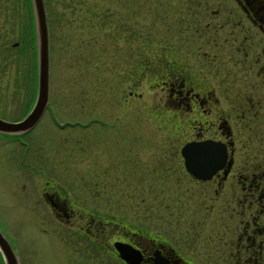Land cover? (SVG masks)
I'll return each instance as SVG.
<instances>
[{
  "label": "flooded vegetation",
  "instance_id": "af4514ba",
  "mask_svg": "<svg viewBox=\"0 0 264 264\" xmlns=\"http://www.w3.org/2000/svg\"><path fill=\"white\" fill-rule=\"evenodd\" d=\"M26 1L25 19L16 0H0V36L18 37L12 44L18 51L11 54L6 40L0 57L4 63L12 55L17 79L24 76L23 88H31L22 95L25 111L18 119L0 116L9 122L23 119L36 96L34 27ZM178 1L186 17L178 22V32L188 33L189 42L196 43L179 57L169 47L170 53L145 62L138 23L133 24L136 31L127 20L118 25L127 34L125 52L132 39L139 44L135 66L140 79L153 74L154 117L164 122L155 127L168 135L173 149L151 162L147 180L126 155L117 164L109 163L101 175L109 186L115 180L126 190L128 174L134 171L135 196L157 197L154 208L169 212L168 218L150 221L156 224L152 230L97 213L92 198L98 195L96 187L105 192L106 184L94 175L89 185L95 195L50 177L29 189L26 206L41 224L73 230L90 254L103 251L120 264L127 263L119 258L116 242L135 251L137 264H264V0ZM104 25L109 52L112 28ZM134 94L129 91L128 96ZM46 111L48 107L41 118ZM24 134L0 133V140L21 141ZM187 144H193L196 156L192 171L182 155ZM203 144L215 153L210 162L199 155L205 152Z\"/></svg>",
  "mask_w": 264,
  "mask_h": 264
},
{
  "label": "rangeland",
  "instance_id": "374dc122",
  "mask_svg": "<svg viewBox=\"0 0 264 264\" xmlns=\"http://www.w3.org/2000/svg\"><path fill=\"white\" fill-rule=\"evenodd\" d=\"M26 2L16 0L18 13L25 19ZM45 2L49 30V106L21 141L0 140V231L11 244L19 264H120L102 255L103 251L100 256L97 250L90 254L91 249L73 230L56 223L54 227L41 224L37 214L27 208L26 195L35 182L53 177L64 186L78 188L79 193L87 194L90 189L95 195L98 191L92 198L97 213L152 230L156 224L151 225L150 221H165L169 212L154 208L157 197L135 196L134 171L128 174L126 190L115 180L112 186L108 185L109 181L101 180L104 168L109 163L117 164L124 155L147 180L146 168L151 162L169 156L168 150L173 149L168 135L155 127L164 122L154 117L158 111L152 104L153 74L148 72L140 79L135 66L139 44L132 39L125 52L128 47L123 45V36L127 34L118 25L124 20L132 25L138 23L144 58L168 54L169 47L173 55H183L195 48L196 43L189 42L188 33L178 32V22L186 20L184 4L178 0ZM98 17L112 28L109 52H100V42L96 39H102L103 33L97 38V28L91 29ZM115 29L119 31L115 33ZM133 29L136 31L134 25ZM17 38L16 33L7 38L1 35L0 47L7 40L9 52L16 53L18 49L12 44ZM29 56L27 53L24 59ZM3 61L1 56L0 116L18 119L25 111L26 94L24 99L22 95L31 88L25 89V85L23 88L24 76L17 79L18 66L12 55ZM129 91L135 94L128 96ZM93 175L95 181L106 184L105 192L100 186L96 187L97 191L90 187L89 178ZM42 214L43 209L38 212L39 217Z\"/></svg>",
  "mask_w": 264,
  "mask_h": 264
},
{
  "label": "water",
  "instance_id": "95a60500",
  "mask_svg": "<svg viewBox=\"0 0 264 264\" xmlns=\"http://www.w3.org/2000/svg\"><path fill=\"white\" fill-rule=\"evenodd\" d=\"M34 27V49H35V101L30 112L20 121L9 122L0 118V133L6 135H21L31 130L49 106V30L45 0H29ZM62 126V125H60ZM208 145V144H207ZM203 144L202 152L204 161L210 162L215 154L209 146ZM193 144H187L182 149L186 166L192 171V165L196 156L193 153ZM207 147V148H206ZM211 172V170L209 171ZM203 177L205 176H198ZM209 176V175H208ZM207 177V176H206ZM114 248L125 263L137 264L135 251L128 245L116 242ZM0 258L3 264H19L15 251L11 244L0 231Z\"/></svg>",
  "mask_w": 264,
  "mask_h": 264
},
{
  "label": "trees",
  "instance_id": "16d2710c",
  "mask_svg": "<svg viewBox=\"0 0 264 264\" xmlns=\"http://www.w3.org/2000/svg\"><path fill=\"white\" fill-rule=\"evenodd\" d=\"M130 10H133V8H131ZM133 13L135 14V11H133ZM92 27L97 28V30H98L99 35L97 36V38L101 36L100 33H103L102 39H99L100 41L98 39H96V41H97V43L100 42V44H99L100 52L105 53V46L107 44V42H106L107 41L106 40L107 33L105 31L104 22H102V20L98 17V21L95 24H91V29H92ZM89 42H92V41L90 40ZM152 59H153L152 57H146L145 56V62L148 60H152ZM0 260H1V258H0ZM1 262H2V260H1Z\"/></svg>",
  "mask_w": 264,
  "mask_h": 264
}]
</instances>
